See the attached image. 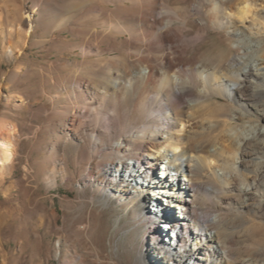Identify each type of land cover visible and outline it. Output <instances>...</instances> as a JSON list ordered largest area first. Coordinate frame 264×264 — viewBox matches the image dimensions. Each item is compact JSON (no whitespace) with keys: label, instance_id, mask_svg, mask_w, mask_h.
Listing matches in <instances>:
<instances>
[{"label":"bare ground","instance_id":"6f19581e","mask_svg":"<svg viewBox=\"0 0 264 264\" xmlns=\"http://www.w3.org/2000/svg\"><path fill=\"white\" fill-rule=\"evenodd\" d=\"M115 1L112 8L110 3L114 0H44L27 18L24 31H18L25 38L23 44L11 41L4 47L5 55L26 54V41L30 42L37 32L34 15L40 14L49 22L57 14L63 16L93 5L88 10L99 26L85 32L68 29L73 39L66 44L70 46L66 52L73 54L80 49L76 57L79 59L62 68L63 73L49 76L48 85L56 94L44 91L46 102L52 107L46 116L52 142L44 179L54 188L59 184V176L71 172L66 156L72 146L84 160L81 177L89 188L99 187L106 199L128 202L129 209L139 201L142 208H152L145 214L148 229H155L153 233L160 230L156 225L162 215L172 220L167 222L164 217V223L170 225L163 228L171 231L173 238L179 237L185 251L181 247L177 252L163 238L160 244L151 243L152 257L160 255L164 264H217L223 257L215 230L232 221L245 222V215L236 214L237 208L264 207V104H260L264 99V7L258 12L257 0H195L190 6L177 8L171 7L173 0ZM207 5L211 8L207 18H203ZM28 12L22 11L21 17ZM198 16L199 20L195 18ZM193 19L199 30L189 36L188 23ZM210 20L212 29L226 31L232 58L224 66L213 61L185 63L190 51L206 40ZM248 20L254 31L248 41L240 29L229 31L233 26H244ZM67 24L62 22L59 26L61 35ZM8 34L7 39H11L15 33ZM53 35L54 30H46L41 44L48 43ZM118 39L123 40L122 51L117 48ZM106 40L112 42L111 47L104 48ZM63 54L68 53L59 56ZM215 97L233 103L231 116L220 124L231 129L230 137L237 149L228 155L222 152V159L203 143L191 150L189 143L203 136L206 128L197 132L179 114V109H207L208 101ZM134 112L144 118V126L123 134L129 129ZM252 112L259 123L252 124L249 133H241L238 123ZM150 125L154 143L143 139V131ZM19 153L16 140L0 142V187ZM214 157L222 161V173L214 170ZM231 157L237 161L232 163L228 160ZM103 159L105 165L99 168ZM159 164L166 168L162 177L155 174V165ZM227 169L232 172L224 171ZM25 171L28 175L34 173L29 160ZM181 175L182 185L177 183ZM207 176L222 183L221 189L229 193V201L222 203V214H197L196 201L212 195V188L203 187ZM239 177L241 184L237 183ZM150 180L151 188H146ZM12 188H16L13 183ZM172 198L176 202L170 209H176L177 216L162 204ZM153 208L159 213L153 214ZM119 223L120 218L116 226ZM167 232L160 230L159 234Z\"/></svg>","mask_w":264,"mask_h":264},{"label":"rangeland","instance_id":"374dc122","mask_svg":"<svg viewBox=\"0 0 264 264\" xmlns=\"http://www.w3.org/2000/svg\"><path fill=\"white\" fill-rule=\"evenodd\" d=\"M58 1L65 3L76 0ZM43 2L44 0H0V142L12 138L20 144V153L14 166L11 172H6L7 178L0 187V264H164L160 262L163 260L160 255V259L157 255L151 256V243L160 244L164 238L166 242L174 245L177 252L181 247L185 251L179 237L176 235L173 238L171 231L167 232L165 229L172 220L162 215L156 226L167 233L160 235V230L153 233L155 229H148L149 220L145 214L146 211L150 213L152 208H142L139 201L134 208L129 209L128 202L122 204L119 200L106 199L99 187L89 188L88 182L83 181L81 177L84 160L72 146L68 147L66 156V163L71 172L59 176V184L54 188H50L44 179V166L49 159L52 142L46 121L52 107L46 102L44 91L51 94L57 92L48 85L49 76L63 73L62 68L75 64V59H79L76 57H79L80 49H76L73 54L66 52L70 48L66 44L73 39L68 29L75 28L85 32L95 30L99 25L94 19V14L88 10L93 8V5L67 15L57 14V18L53 17L49 22L40 14L34 15L37 32L30 42L26 41V54L17 53L13 57L5 55L4 47L9 42L23 44L25 38L19 36L18 31H24L30 14L36 6H42ZM194 2L195 0H173L171 7L190 6ZM105 3L102 5L106 6ZM110 4L113 8L117 3L114 0ZM257 4V11H262L263 1L257 0ZM210 8V5L204 8L203 18H207ZM22 11L29 12L21 17ZM103 18L108 20L107 16ZM195 18L200 19L199 16ZM196 19L188 23L189 36H194L199 30ZM211 21L206 40L190 51L184 59L185 63L213 61L223 66L229 63L232 51L226 31L212 29ZM250 21L244 26H233L229 31L240 29L248 41L254 33ZM62 22H68L63 26V35L59 30ZM48 29L54 30V35L48 43L41 44L40 41L44 39ZM8 31L15 33L10 40L6 37L9 35ZM122 42V39H118L117 48L121 49L120 51L123 49ZM111 44L110 40H106L104 48L111 47ZM59 53L68 54L59 56ZM31 97H34L33 102L30 101ZM260 104H264V99ZM231 106V100L215 97L208 101L207 109H179L181 118L196 127L197 132L206 128L203 136L189 143L191 150L203 143L218 158L222 152L229 154L237 149L234 138L230 137L231 129L220 124V121L231 116ZM258 119L253 112L246 113L237 125L240 132L249 133L250 126L259 123ZM143 123L144 118L141 115L132 113L130 127L123 134L133 132L136 126L143 127ZM211 124L217 125L210 127ZM152 127L150 125L143 131V139L149 143H154L151 138ZM216 157L214 158L217 165L214 170L222 173L219 166L222 161H217ZM237 158L240 159V156ZM26 159L34 170L32 175L25 171ZM219 159H222L221 156ZM228 160L232 163L237 161L235 157ZM105 161L106 159L101 161L99 168H103ZM161 164L155 165V174L158 177H162L166 172V168L161 167ZM224 171L232 172L231 169ZM183 179V175L179 176L177 183L183 182ZM238 180L237 183L241 184L240 177ZM12 183L16 188H12ZM202 183L203 187L213 190L211 196H202L201 200L196 201L197 214H222V203L229 201L226 198L229 193H224L221 189L222 183L211 181L208 176ZM151 185V180L146 182V188H151ZM20 188L23 191H20ZM234 191L236 194V190ZM172 199L162 204L165 209L174 210L173 214L177 216L178 211L170 209L176 202ZM142 210L145 211L141 212ZM235 210L236 214L245 215L247 220L232 221L222 229L215 230L223 257L217 264H264V207ZM156 213L159 212L153 210V214ZM164 217L170 223H164ZM118 218L120 223L116 226ZM192 241L196 243V238Z\"/></svg>","mask_w":264,"mask_h":264}]
</instances>
